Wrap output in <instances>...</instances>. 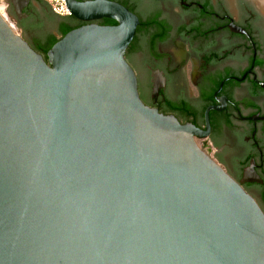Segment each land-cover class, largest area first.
<instances>
[{
  "label": "water",
  "instance_id": "1",
  "mask_svg": "<svg viewBox=\"0 0 264 264\" xmlns=\"http://www.w3.org/2000/svg\"><path fill=\"white\" fill-rule=\"evenodd\" d=\"M65 3L83 24L45 58L0 15V264H264L263 211L197 144L214 107L203 130L144 104L136 14Z\"/></svg>",
  "mask_w": 264,
  "mask_h": 264
},
{
  "label": "flooded vegetation",
  "instance_id": "2",
  "mask_svg": "<svg viewBox=\"0 0 264 264\" xmlns=\"http://www.w3.org/2000/svg\"><path fill=\"white\" fill-rule=\"evenodd\" d=\"M123 1L139 20L124 57L140 99L203 130L214 107L206 138L264 213V0ZM9 9L25 32L48 12Z\"/></svg>",
  "mask_w": 264,
  "mask_h": 264
},
{
  "label": "trees",
  "instance_id": "3",
  "mask_svg": "<svg viewBox=\"0 0 264 264\" xmlns=\"http://www.w3.org/2000/svg\"><path fill=\"white\" fill-rule=\"evenodd\" d=\"M37 3L43 2L42 0H34ZM119 3L125 5L123 0H118ZM44 3V2H43ZM47 6V5H46ZM41 12H38V22L34 24L28 23V26L25 29L30 28L32 34L27 35L28 32L24 31V25L16 24L20 29L22 35L28 44L37 52L41 53L45 58L46 51L58 40L59 37L63 36L69 30L78 27L80 23L76 19L69 16H58L50 11L47 6L48 12L41 9ZM8 13L12 16V12L8 9ZM37 17V16H36ZM35 19V18H34ZM99 24L103 25H112L115 24V21L103 18L97 21ZM54 27L56 33H53L49 27Z\"/></svg>",
  "mask_w": 264,
  "mask_h": 264
},
{
  "label": "built area",
  "instance_id": "4",
  "mask_svg": "<svg viewBox=\"0 0 264 264\" xmlns=\"http://www.w3.org/2000/svg\"><path fill=\"white\" fill-rule=\"evenodd\" d=\"M46 2L53 8V10L62 16L70 15L68 8L66 6L65 0H46ZM0 6L2 7V13H0L1 17L5 20V22L10 26V28L20 34L18 27L16 26L15 20L12 16L9 15L8 12L5 11L4 8V0H0ZM200 148H202L212 159L215 160V149L208 141L205 139L197 143Z\"/></svg>",
  "mask_w": 264,
  "mask_h": 264
},
{
  "label": "bare ground",
  "instance_id": "5",
  "mask_svg": "<svg viewBox=\"0 0 264 264\" xmlns=\"http://www.w3.org/2000/svg\"><path fill=\"white\" fill-rule=\"evenodd\" d=\"M0 13H2V7L0 6Z\"/></svg>",
  "mask_w": 264,
  "mask_h": 264
}]
</instances>
